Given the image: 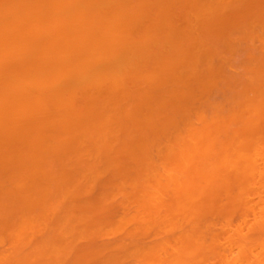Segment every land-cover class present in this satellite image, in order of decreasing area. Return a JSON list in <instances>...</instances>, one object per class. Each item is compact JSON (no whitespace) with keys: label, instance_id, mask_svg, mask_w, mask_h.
I'll list each match as a JSON object with an SVG mask.
<instances>
[{"label":"bare ground","instance_id":"obj_1","mask_svg":"<svg viewBox=\"0 0 264 264\" xmlns=\"http://www.w3.org/2000/svg\"><path fill=\"white\" fill-rule=\"evenodd\" d=\"M0 264H264V0H0Z\"/></svg>","mask_w":264,"mask_h":264}]
</instances>
